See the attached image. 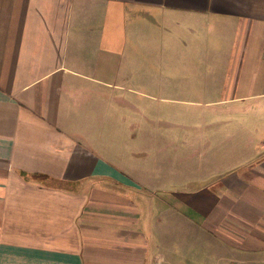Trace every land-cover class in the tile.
Wrapping results in <instances>:
<instances>
[{
  "label": "crops",
  "instance_id": "0c3cea01",
  "mask_svg": "<svg viewBox=\"0 0 264 264\" xmlns=\"http://www.w3.org/2000/svg\"><path fill=\"white\" fill-rule=\"evenodd\" d=\"M197 246L264 250V0H0V264Z\"/></svg>",
  "mask_w": 264,
  "mask_h": 264
},
{
  "label": "rangeland",
  "instance_id": "374dc122",
  "mask_svg": "<svg viewBox=\"0 0 264 264\" xmlns=\"http://www.w3.org/2000/svg\"><path fill=\"white\" fill-rule=\"evenodd\" d=\"M187 96H191V95H186L185 98ZM206 116L208 118L209 114L206 113ZM183 117H184L183 120H184L185 126H188V124H190L191 121L202 119L204 116H203L202 111L188 110L186 106ZM168 133L170 135L179 134L181 138H185L186 134H188L187 131L186 132L181 131L179 133H175V132H172L171 130H169ZM206 135L207 137H209L208 131L206 132ZM187 155L188 154L184 149V156H187ZM173 246H179V244H174ZM176 248L177 249L175 250L174 253L168 255L170 258V261L168 263L163 262L162 264H219L221 257L230 256L228 253H226L225 251H222L220 248H218L217 253L211 254V255L208 253L206 254L202 253L203 250L198 246L196 247L195 252L190 251V253H186V254L183 253L181 248H178V247ZM197 249L199 250V252L197 251ZM240 258L244 260L243 264H264V250L256 251V252L249 251L247 253L241 254ZM154 264H160V263L158 261H155Z\"/></svg>",
  "mask_w": 264,
  "mask_h": 264
}]
</instances>
